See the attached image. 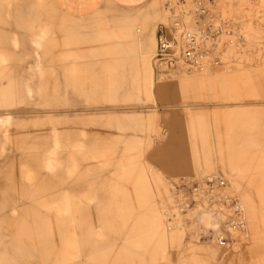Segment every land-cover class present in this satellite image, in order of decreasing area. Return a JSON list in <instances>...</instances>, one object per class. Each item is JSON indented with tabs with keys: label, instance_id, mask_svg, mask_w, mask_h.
Here are the masks:
<instances>
[{
	"label": "rangeland",
	"instance_id": "374dc122",
	"mask_svg": "<svg viewBox=\"0 0 264 264\" xmlns=\"http://www.w3.org/2000/svg\"><path fill=\"white\" fill-rule=\"evenodd\" d=\"M165 1L122 8L102 0L83 18H64L55 0L9 18L0 6V87L13 93L0 101V118H8L5 133L0 124V264H264L263 211L252 242L242 196L244 183L264 188V167L230 173L213 162L214 144L225 160L238 158L237 140L246 149L264 147L253 143L264 141V0H232L243 43L226 65L197 75H160L152 67ZM152 3L157 13L146 33L153 45L149 40L141 52L129 42L134 51L117 55L128 44L121 29L141 27ZM36 27L44 37L38 56L30 43ZM13 35L19 48L9 44ZM119 81L136 100L112 99ZM54 146L61 165L50 174L41 162ZM209 159L211 169L198 172ZM217 171L231 179L245 208L246 232L228 249L192 239L194 229L185 236L168 230L165 218L172 210L167 184ZM76 196L86 205L76 217L87 225L73 223ZM49 203L59 209L41 207ZM117 206L121 223L105 218ZM196 221L194 228L203 226Z\"/></svg>",
	"mask_w": 264,
	"mask_h": 264
},
{
	"label": "built area",
	"instance_id": "2783aa9c",
	"mask_svg": "<svg viewBox=\"0 0 264 264\" xmlns=\"http://www.w3.org/2000/svg\"><path fill=\"white\" fill-rule=\"evenodd\" d=\"M221 0H168L163 3L165 21L157 25L153 69L157 74L169 72L200 73L218 68L231 59L224 58L229 47L243 43L237 35L233 17L223 16ZM236 30V31H235ZM173 210L165 214L167 229L172 228L175 215L181 216L188 236L197 241L213 243L228 249L231 233L245 226L243 209L237 198L227 191L221 174L206 178L180 177L170 183ZM205 211L217 228L196 227L195 222Z\"/></svg>",
	"mask_w": 264,
	"mask_h": 264
},
{
	"label": "crops",
	"instance_id": "0c3cea01",
	"mask_svg": "<svg viewBox=\"0 0 264 264\" xmlns=\"http://www.w3.org/2000/svg\"><path fill=\"white\" fill-rule=\"evenodd\" d=\"M113 4L122 7V8H136L143 3H145L148 0H109ZM57 3L59 9L61 12L65 15L64 18L71 17V18H83L86 17L90 14L93 13L94 9L98 7V5L102 2V0H55ZM0 6L5 9V16L6 18L10 17V12L13 13H20L19 11L24 8H39L42 5V0H0ZM157 11L155 10V3H152L151 8L149 11L145 12L144 14L141 15V27H132L130 26V23H127L123 29H121V37L123 39H126L128 44L130 45L129 42L134 43V41L137 43V46L140 48L141 52H145L147 50L146 44L149 42L153 45V33L149 37L148 34L146 33L149 26L155 19ZM18 18H16L17 20ZM18 21V20H17ZM32 38L30 39V43L33 44L35 47H37V50L35 52V56H38V50L41 47V42L44 41L43 34L41 32V27H36V32L33 33L31 36ZM139 43V44H138ZM9 44L13 48H19L20 47V41L18 40L16 35H13L9 39ZM134 45V44H132ZM120 48L116 54L117 55H127L128 53L133 52V47L131 46H120ZM3 71V69H2ZM0 75H1V70H0ZM1 80V77H0ZM115 88V93L112 95V99L114 101H122L124 100H136L137 96L136 93L133 91H128V85L126 83L122 82H116L114 85ZM13 93H9L7 91V84L4 83L0 87V101H3L4 99L11 98ZM8 123V118H0V124H1V132L5 133L6 132V125ZM261 142V143H260ZM253 141V143H256V145H264V141ZM252 143V141H250ZM241 144H244V142L237 140L234 149H233V156L238 157L237 159H230V160H225L223 157L220 156L219 150L216 146V144L213 145V162L214 164H220L222 168L226 169L230 173L233 172V167L238 168L241 170H248L251 169L255 166V168H261L264 167V156L260 158L259 160H255L254 158L255 155L263 153L264 154V147L262 148H243ZM73 148V147H72ZM64 150V148L62 149ZM253 151V153H251ZM57 149L54 147L52 148H46V151L44 153L42 162H41V168L46 172H49L50 174H53L56 170L60 168L61 162L57 160ZM91 154V153H90ZM88 155L89 158L91 155ZM96 154V153H94ZM88 158V159H89ZM211 159L208 161L201 163L198 165L197 171L202 172V173H207L212 166ZM175 170V169H173ZM110 192L112 191V188H109ZM84 193L80 194L82 196ZM80 196H76L73 205V216H74V221L73 223H84L87 225V222H85L84 219H79L76 217V215H79L80 212L77 208L79 206H86L83 204ZM242 196L244 199V202L247 206L248 212H249V223L252 225V230H253V237L251 236V241L255 242L260 237V231H259V224H258V217L260 213L258 212V209L261 207L262 215H264V188H257L251 183H244L242 186ZM51 205L54 208L59 209L58 203H49V204H42L41 207L45 208L46 206ZM152 218H151V225H154L156 222V217L154 213H152ZM116 216L119 219V223L122 222V217L124 216V212L122 211L120 206H117L114 211L113 210H107L105 213V218L107 220L111 216ZM126 215V213H125ZM104 216H100L98 219L99 223H104ZM264 217V216H263ZM26 222V221H25ZM24 222V223H25ZM107 223V222H106ZM90 228V226H87V228ZM110 228V227H109ZM135 230V229H133ZM112 231V230H111ZM122 231V230H121ZM125 231V230H124ZM132 231L129 230L128 232ZM127 233V231H125ZM85 239L82 241H87L88 238L86 234L84 235ZM160 243V242H159ZM85 244V243H84ZM207 250L204 249L203 252L204 254ZM153 255V253H150ZM209 255V254H207ZM210 256V255H209Z\"/></svg>",
	"mask_w": 264,
	"mask_h": 264
},
{
	"label": "bare ground",
	"instance_id": "6f19581e",
	"mask_svg": "<svg viewBox=\"0 0 264 264\" xmlns=\"http://www.w3.org/2000/svg\"><path fill=\"white\" fill-rule=\"evenodd\" d=\"M232 7H233L232 0H221V2L219 4V10H220V12H221V14L223 16H230V14H231L230 11H231ZM164 21H165V14L163 12V19L159 23L164 22ZM155 33H156V29H155ZM245 33H246L245 34L246 36H248V35L250 36V35H252L254 33V31H253V29L250 26H248L247 27V31H245ZM155 48H156V42H155ZM233 49H234V47L233 48L232 47L228 48V52L226 53L227 55L224 56L225 60L229 59L232 56ZM154 55H155V52H154ZM154 55H153V57H154ZM153 57H152V59H153ZM226 69H229V68H226ZM211 71H212L211 69H206V70L200 72L199 74H205V73H209ZM192 75H197V74H192ZM192 75H190V76H192ZM178 76H188V75L187 74H180ZM214 174L215 175L216 174H221L226 179V181H227V191L229 193H231L232 195L236 196L237 200L239 201V203H240V205H241V207L243 209V217H244L245 226L243 227L242 230L231 233L232 241H234L235 237L237 235H242V234H244L246 232L247 225H246L245 208H244V205H243L240 197L238 196V194L235 192V190L233 188V183H232L231 179L229 177H227L225 174H223L222 172L219 173L218 171L214 172L213 174H211L209 176H212ZM209 176H206V177H209ZM206 177H204V178H206ZM196 178H199V177H196ZM167 188H168L169 195H170V208L172 209L173 208V197H172V193L170 191V186H168V184H167ZM173 218H175V219L172 222V227H174V230L178 231L183 236H185L186 231H185V226H184L183 219L181 218V216H178V215H175V217H173ZM199 219H200V222H201V224L203 226L210 227V228H213V229L217 228V223L212 220L211 215L209 213H207L205 211H200Z\"/></svg>",
	"mask_w": 264,
	"mask_h": 264
}]
</instances>
